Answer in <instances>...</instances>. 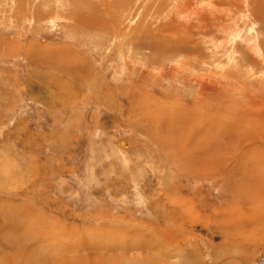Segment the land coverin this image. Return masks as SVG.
Returning <instances> with one entry per match:
<instances>
[{"label":"rangeland","instance_id":"1","mask_svg":"<svg viewBox=\"0 0 264 264\" xmlns=\"http://www.w3.org/2000/svg\"><path fill=\"white\" fill-rule=\"evenodd\" d=\"M204 2L0 0V264L264 262V10Z\"/></svg>","mask_w":264,"mask_h":264},{"label":"bare ground","instance_id":"2","mask_svg":"<svg viewBox=\"0 0 264 264\" xmlns=\"http://www.w3.org/2000/svg\"><path fill=\"white\" fill-rule=\"evenodd\" d=\"M219 1V0H218ZM221 1V2H220ZM219 1V4L218 3H216V4H213V3H211V2H209L208 0H205V2L203 3V7H209L211 10H213V11H215V12H217L218 14H224L225 12H226V8H228V10L230 11V13H233V14H239V13H237V12H240L239 11V9H240V7H242V6H244L245 8H248V7H250V10L252 11H255V12H257V11H259V12H262V10H264V0H257V2H255V4L253 3V1L250 3V1L249 2H246L247 4H241L242 2H238L237 0L235 1V3H232V5L229 3V4H225V3H227L226 2V0H220ZM192 10V9H191ZM202 11V10H201ZM191 12V11H190ZM258 12V13H259ZM242 13V16L243 17H245L243 14V12H241ZM249 13V12H248ZM220 17V16H219ZM232 17V16H231ZM236 17V16H235ZM234 17V18H235ZM257 18V17H256ZM233 21H235V20H233ZM250 21V20H249ZM98 22V21H97ZM246 22V21H245ZM242 23V22H241ZM98 24V23H97ZM104 25V24H103ZM97 26V25H96ZM255 26V25H254ZM238 27V26H237ZM262 27V26H261ZM244 31V30H243ZM253 31H255V29L253 30ZM260 31V30H259ZM256 32V31H255ZM241 33V32H240ZM257 45V44H256ZM260 47V46H259ZM257 49V48H256ZM259 49V48H258ZM234 52V51H233ZM235 55V54H234ZM205 75V74H204ZM213 77V76H212ZM215 78V77H214ZM231 107V106H230ZM228 112H231V111H228ZM227 112V113H228ZM253 114V113H252ZM249 117V116H248ZM238 119V118H237ZM247 119V117H242V121H247L246 120ZM240 120V119H239ZM235 121V120H234ZM248 121H251L250 119L248 120ZM248 121H247V123H248ZM241 122V120L240 121H238V122H236V123H234V122H230L229 120H227L226 122H224L223 123V125L222 126H225V125H228V126H230V127H232L233 129H238V127H239V123ZM246 123V124H247ZM249 124V123H248ZM250 126V125H249ZM252 126V125H251ZM234 131V130H233ZM232 131V132H233ZM231 132V131H230ZM205 156V155H204ZM200 157V156H199ZM197 158V157H196ZM204 158V157H203ZM198 159H201V157L200 158H198ZM214 169V168H213ZM201 171V170H200ZM245 221V220H244ZM246 222V221H245ZM101 261V260H100Z\"/></svg>","mask_w":264,"mask_h":264},{"label":"built area","instance_id":"3","mask_svg":"<svg viewBox=\"0 0 264 264\" xmlns=\"http://www.w3.org/2000/svg\"><path fill=\"white\" fill-rule=\"evenodd\" d=\"M262 264H264V262Z\"/></svg>","mask_w":264,"mask_h":264}]
</instances>
